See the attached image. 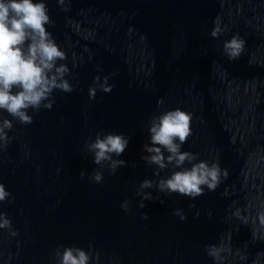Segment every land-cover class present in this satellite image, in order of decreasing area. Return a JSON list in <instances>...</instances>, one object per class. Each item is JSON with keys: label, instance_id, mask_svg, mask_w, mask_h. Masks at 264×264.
Here are the masks:
<instances>
[{"label": "water", "instance_id": "water-1", "mask_svg": "<svg viewBox=\"0 0 264 264\" xmlns=\"http://www.w3.org/2000/svg\"><path fill=\"white\" fill-rule=\"evenodd\" d=\"M64 7L48 0V28L75 88L57 91L53 108L33 113L31 124L14 123L0 149V182L12 194L0 211L16 231L0 229V264H52L58 245L90 242L99 264H214L209 243L225 246L223 264H264V0H66ZM217 18L225 31L213 38ZM235 33L245 46L229 60L221 41ZM97 73L112 74L113 88L90 100ZM161 98L164 108L192 113L183 148L218 159L228 175L194 201L171 194L140 209L136 187L152 176L140 158L146 121ZM96 130L130 135L123 158L135 162L105 170L101 184L79 176L95 167L82 145Z\"/></svg>", "mask_w": 264, "mask_h": 264}, {"label": "clouds", "instance_id": "clouds-1", "mask_svg": "<svg viewBox=\"0 0 264 264\" xmlns=\"http://www.w3.org/2000/svg\"><path fill=\"white\" fill-rule=\"evenodd\" d=\"M56 3L67 10L66 0ZM53 23L48 0H0V149L10 142L8 133L14 123L31 124L33 113L53 108L57 91L69 93L75 88L69 79L71 69L64 62L66 53L49 31L48 26ZM224 31L217 18L209 35L219 38ZM244 46L245 40L239 33L221 41L223 54L229 60L238 59ZM111 75L97 73L93 77L88 87L90 100L96 98L98 91H112ZM163 104V99H158L161 110L146 121L147 140L140 158L152 166V176L140 180L136 187L134 195L140 198L137 201L140 209L145 208L146 201L163 203L162 196L171 194L194 201L205 191L216 190L228 175L218 159L199 158L197 153L183 148L192 132V113L180 107L164 108ZM129 142L130 135L119 131L96 130L87 136L82 151L95 167L91 171L80 169L79 176L101 184L105 170L115 174L130 163L135 166V162L123 158ZM11 196L10 190L0 182V202ZM120 207L126 213L131 211L127 199L121 201ZM173 215L186 219L182 208L173 209ZM141 217L147 220L148 213L141 212ZM260 221L264 224V213L260 214ZM5 228L16 235L11 219L0 211V229ZM225 251L223 244L205 245L206 255L214 264H223ZM50 260L52 264H99L100 251L91 242L87 247L62 244L53 250Z\"/></svg>", "mask_w": 264, "mask_h": 264}]
</instances>
